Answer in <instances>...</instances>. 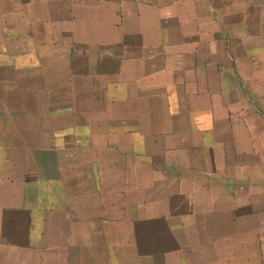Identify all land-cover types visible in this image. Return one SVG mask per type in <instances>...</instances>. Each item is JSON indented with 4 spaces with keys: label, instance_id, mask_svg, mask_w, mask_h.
<instances>
[{
    "label": "crops",
    "instance_id": "1",
    "mask_svg": "<svg viewBox=\"0 0 264 264\" xmlns=\"http://www.w3.org/2000/svg\"><path fill=\"white\" fill-rule=\"evenodd\" d=\"M0 264H264V0H0Z\"/></svg>",
    "mask_w": 264,
    "mask_h": 264
}]
</instances>
